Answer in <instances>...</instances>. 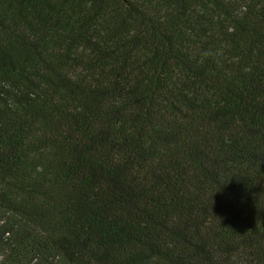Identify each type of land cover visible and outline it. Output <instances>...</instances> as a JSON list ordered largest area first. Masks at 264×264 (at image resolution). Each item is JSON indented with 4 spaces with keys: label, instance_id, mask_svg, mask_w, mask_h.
I'll use <instances>...</instances> for the list:
<instances>
[{
    "label": "trees",
    "instance_id": "1",
    "mask_svg": "<svg viewBox=\"0 0 264 264\" xmlns=\"http://www.w3.org/2000/svg\"><path fill=\"white\" fill-rule=\"evenodd\" d=\"M0 264H264V0H0Z\"/></svg>",
    "mask_w": 264,
    "mask_h": 264
}]
</instances>
